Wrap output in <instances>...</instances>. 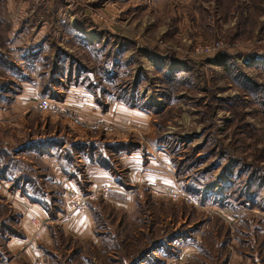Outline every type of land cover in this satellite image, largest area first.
Segmentation results:
<instances>
[{"label": "rangeland", "instance_id": "obj_1", "mask_svg": "<svg viewBox=\"0 0 264 264\" xmlns=\"http://www.w3.org/2000/svg\"><path fill=\"white\" fill-rule=\"evenodd\" d=\"M186 1L159 0L153 4L147 0H128L119 3L122 4V14L109 12L105 8L107 21H116V28L137 32L139 37V40H133L136 45L132 44L121 56L122 66L117 71L122 72L123 82H119L117 91L135 81V73L140 70L136 85L133 82L136 91L141 95L139 99L142 96L146 100L151 97L163 99L161 93L165 91L164 85H168L163 82L165 75L161 69H169L168 63L164 64L166 61L163 56L176 60L182 73L191 75L193 85L184 83L177 86L179 90L176 92L171 91L173 96L169 97L170 104L161 112L153 111V115L143 109L144 113L138 119L139 129L123 131L111 123L100 121L93 124L103 125L101 130L94 129L96 132L89 135L98 141L114 142L127 138L132 133L133 136L128 137V140L138 145V148L130 153L138 151V157L141 156L138 161L142 165H153V160L157 161L154 173L159 184L155 185V189L160 191L176 181L181 186L176 178L174 161L182 162L187 151L191 152L195 147L198 148L197 158L205 156L198 171L215 164L216 168L211 173L214 177L221 175L223 151L251 166L248 170H241L240 166L234 165L233 174L222 180L220 195L212 188L215 186L216 189L218 183L207 180L201 190L209 191L208 195L212 194L213 198L210 196L203 204L199 200L198 205L183 200L174 201L148 191L155 201L145 204L146 191L135 192L133 186H130L132 189L128 188L130 190L125 188L115 192L110 189L108 195L100 192L96 199L89 201L96 203L102 200L111 208L121 210L127 217L135 214L140 203L142 212L138 222L133 223L131 218H127L132 228L128 227L126 230L136 238L126 242L131 244L128 250L132 253L141 251L139 247L150 243L147 236L155 235L159 239L163 236L167 238L178 231L187 233H181V239L166 245L171 255L162 258L159 254H150L145 258L146 262L139 264H264V240L261 239L263 232L260 235L254 232L259 220L264 219V0ZM60 2L61 0H56V4H61ZM112 2L113 0L107 5L113 7ZM28 7L30 15H34L29 17L28 26L37 25L36 9ZM217 43L220 45L219 49L209 54L201 51L205 46ZM70 49L72 56L84 63V66L91 65L88 53L77 46ZM223 53L228 58L230 68H224V65L217 62ZM131 56L132 64H125ZM107 87L113 88L112 85ZM109 100L107 98L105 101L109 103ZM62 106L66 109L70 107L72 118L41 111L38 103L35 104V111L30 118L17 111L4 114L0 130L5 126L2 120L11 119L6 122V126H12L8 129L10 136L16 137L15 142L7 144L14 146L19 144L18 141L24 140L22 138L25 136L28 139L33 136L48 137V133L63 130L60 122L54 126L59 119L74 125L90 124L97 120H89L90 112H77L69 104ZM78 117L82 123L77 122ZM62 124L68 127L66 122ZM20 129L22 138L19 136ZM159 137L171 139V149L160 146L157 143ZM4 140L0 133V142L7 145ZM140 151L143 152L141 155ZM161 160L169 162L174 172L172 170L171 174L167 173L161 167L164 164ZM123 161L120 160L117 165L120 170H124ZM37 164L46 165L42 160L37 161ZM259 169L260 171H256ZM192 172L193 169L190 173ZM157 173L163 175L159 176ZM238 173L242 175L239 177ZM122 175L125 181L130 180L127 171H123ZM250 177L252 181L257 178L260 182L247 185ZM259 185L263 187H258ZM0 191L5 193L1 188ZM135 193L136 196H133ZM223 196L226 197L225 200ZM120 203L122 206H116ZM109 211L110 209L103 211L104 219ZM121 217L117 215L106 219V227L100 228V231H111L113 235L119 231L118 238L122 239L125 232L121 233V228H118ZM100 239V245L97 246L94 242L82 244V252L92 258V264H104V258L99 254L97 257L95 252V248L102 245V238ZM71 244L77 249L74 243ZM55 248L58 259L66 255L67 250L64 247L56 245ZM123 255L120 254L119 259H125V264L134 256L128 255L127 259ZM69 264H77V261L73 259Z\"/></svg>", "mask_w": 264, "mask_h": 264}, {"label": "trees", "instance_id": "obj_2", "mask_svg": "<svg viewBox=\"0 0 264 264\" xmlns=\"http://www.w3.org/2000/svg\"><path fill=\"white\" fill-rule=\"evenodd\" d=\"M4 0H0V108L9 107L12 105L16 97L21 93V85L24 82H34L32 78V72L34 71L33 64L41 63L45 71L48 73L42 74L41 83V95L50 99L60 100L62 96L57 93L55 87L62 86L63 84L68 88L69 86H80L84 87L88 92L93 94L96 102L106 110L110 105L116 102H122L131 107L142 108L153 113L161 112L163 109L170 104L169 97L173 96L172 93L179 90L177 86L181 84L193 85L191 80V75L189 73H182L179 66L176 65V60L167 59L163 56V60L166 61L164 64L168 63L169 69L161 71L165 75L164 85L165 91H162L161 95L163 99H157L151 97V99L146 100L145 96L139 99V93L136 91L134 84L136 85L138 79V72L135 73V81L125 85L122 90L117 91L118 84L122 79V72L117 71L122 66L121 56L124 51L130 49L135 41L128 40L126 37L120 35H115L108 31H101L99 33V38L94 40L88 38L83 31L79 28H75L69 20L64 21L61 24V34L68 37L67 44L70 47L77 46L79 49L83 50L91 58V65L84 66L80 60L77 58L74 60L70 59L68 67V76L63 82L62 78L67 71L66 62L71 58V52L56 47L54 49L55 62L49 63L50 53L45 55L47 60L41 59L42 53H45L49 48H45L42 51L32 53L30 48L20 47L18 49L20 53V58L31 64L27 65L24 69L15 63V57L11 54L8 46L7 33L10 30V24L6 20L5 16V5ZM84 20V19H83ZM152 55H155L153 52ZM60 59V61H58ZM228 58L223 53L217 59V62L224 65V68L231 67L230 63L228 65ZM76 62V75H72L73 65ZM132 64V56L125 63ZM163 64V63H160ZM60 70L58 73L57 70ZM71 72V73H70ZM46 76H48L46 78ZM60 77V78H59ZM64 78V77H63ZM123 80L121 81V83ZM63 83V84H62ZM242 84V82H241ZM63 85V86H64ZM107 85H112L113 88H108ZM181 87V86H180ZM167 90H170L167 92ZM172 91V93H171ZM165 92V93H164ZM110 98L109 103L105 100ZM9 133L8 129L0 130V133ZM64 133H66L64 131ZM67 134V133H66ZM59 135L56 132L52 134H47L48 137L43 136L36 142H26L22 140L19 144L5 145L0 142V182L6 181L10 183V190L16 191L20 190L21 193L28 197V199L33 203H38L50 214L52 219L58 216L59 212L63 211L62 203V190L50 188L48 182L53 181L52 175L48 174V168L44 164H37L40 162L41 156L44 154H53L52 151L56 150V155L60 158V165L64 174L71 180H77L82 188L87 185V176L85 170L87 168L98 167L104 170H110L112 173L118 174V182L123 184L124 177L122 176V170L118 169V157L125 153H130L136 150L138 145L132 143V141H112V142H102L96 140L93 136L89 135L86 138H76V136L70 133ZM171 139L159 137L157 143L170 148ZM137 144V143H136ZM63 148L62 152L61 149ZM198 148L195 147L192 151H187L185 158L182 162L174 161L176 167V178L181 184V186L190 194H192L200 203L209 198L212 194L208 195L209 191L203 192L201 190L202 185L209 179L215 180L218 183L216 189L215 186L212 187L213 190L220 195L222 194V180L225 177L233 174L234 165L240 166L241 170H248L251 165L243 163L237 159H234L227 155V152L223 151L221 153V159L224 160L221 175L214 177L211 175L213 170L216 168L215 164L211 167H207L202 171H198V166H201L205 160V156L197 158ZM176 153V152H175ZM34 160V161H33ZM32 161V162H31ZM220 162V161H219ZM223 162V161H221ZM194 170V172L190 173ZM188 171V172H187ZM256 171H260L256 170ZM242 171H239V173ZM238 173V174H239ZM242 175L239 174V177ZM255 177L256 175L253 174ZM86 177V178H85ZM247 179V185L251 182L259 183L260 180L255 178ZM184 181V182H183ZM212 184V183H211ZM126 186V185H124ZM258 187H263L259 185ZM212 190V191H213ZM248 190V187H247ZM145 204L155 201L145 190ZM211 191V192H212ZM205 197V198H204ZM226 197L223 196L225 200ZM218 199V198H216ZM214 199V200H216ZM162 203L159 199L157 200ZM219 201V200H218ZM139 202V201H138ZM169 202V201H168ZM88 207L93 213L96 227L95 233L98 237L102 238V245L95 248V252L104 258V264H125L126 260L123 258L119 259V255H123L128 259V255H134L128 260L127 264H139V262H146V257L150 254H159L162 258L169 256L172 253L166 249V245H171L178 239H181V233L187 234L186 232H176L168 235L167 238H155L148 237L150 243L146 244L144 247L141 246L138 249L141 251L130 252L128 249L131 247L130 243H126L127 240L136 239L134 234L127 231L128 227L132 228V225L127 222V218H131L133 223H137L139 220V215L142 210L139 208L140 203H138L135 214L127 215L123 214L121 210L117 211L111 208L108 204H105L102 200L98 202H88ZM194 209L193 207H190ZM110 209L109 214L107 213L106 219H112L117 215L122 216L121 224L118 228H121V233L124 231L122 239L118 238V233L112 234L111 231H100V228L106 227L103 211L106 212ZM264 209V207H263ZM20 222V215L15 212L13 207L7 203L4 197L0 194V262L2 264H8L9 257L4 255L6 250V243L11 236L17 234L18 225ZM193 231V229H192ZM254 232L260 235L263 232L264 240V219L259 220V224L254 229ZM52 236L55 239L56 245L60 248L61 246L67 250L65 256L58 259L55 253L47 248L46 252L49 257V264H69L73 259L77 261V264H92V258L82 252L83 246L78 241L69 235L64 233V230L60 226L52 227ZM157 240V241H155ZM125 241V245H124ZM74 243L77 249L71 244ZM65 251V250H64ZM113 257V258H111ZM145 259V261H144ZM148 262V261H147ZM20 264H26L24 261Z\"/></svg>", "mask_w": 264, "mask_h": 264}, {"label": "crops", "instance_id": "obj_3", "mask_svg": "<svg viewBox=\"0 0 264 264\" xmlns=\"http://www.w3.org/2000/svg\"><path fill=\"white\" fill-rule=\"evenodd\" d=\"M110 1L111 0H61V4H56V0H18V2H16L15 0H4L5 16L7 22L10 24V30L7 33V48L15 57V63L21 66L22 69H24L27 65H31L20 58V53L18 51L20 47L30 48L32 50V53L42 51L44 48L46 51V48H49L45 53H42L41 59L48 61L46 58L47 56L45 55L50 53L49 63H52V65L55 62L54 49H56V47H60L61 49L72 52L70 46L67 44L68 37L61 34V24L66 20H69L75 28H79L81 31H83L88 38L94 40L99 38V33L101 31H108L115 35H120L131 40H139L137 32L116 28L118 25L116 21L114 22L112 20H106V23L109 24H106L104 21H99L97 17L98 12L103 13L105 17L107 16L105 13V8L109 12H121L122 4L119 3L126 2L128 0H113V2L111 3L113 4V7L107 5ZM147 1L155 4L159 0ZM92 4L94 6H91ZM28 6H31L33 10L36 9L37 15L35 16L36 18H38L37 25L28 26V20L32 16H34L30 15V13L27 11L28 9L30 10ZM90 34H92V37L90 36ZM70 59L75 61L76 57H73L71 54V58H69L66 62V67L69 64ZM58 61H60V59H58ZM74 63L75 64L73 65V68H70L72 70L71 72L73 76H75L77 73L75 68L76 62ZM31 66H33L34 68V71L32 72V78L35 81L32 83H22L21 93L16 97L14 103L9 107L0 108V122L4 114L15 111L19 112L20 115H24V117L26 116L30 118L31 113L35 111V104H39L42 98H47L41 95L42 86L40 81L42 80V74L48 73L51 70H47L44 72V69L42 67L43 65L41 63H35ZM66 69L67 71L63 76L64 78L59 77L61 80H63V82H65V80L67 79V76L69 74L68 71H70L68 70V67ZM57 71L58 73L60 72L59 69ZM47 77L48 76H46V78ZM63 85L59 86L58 88L55 87L57 93L60 94L62 98L60 100L51 99L52 102L56 103L60 108L63 109L66 108L62 105L69 104L77 112L81 110L83 113L90 112L89 120H97L96 122H90V124H81V126L78 124L74 125L73 123L70 124L67 120L59 119L55 121L54 126L56 127L57 123L60 122L64 128L60 131L55 130L52 134H54L55 132L59 135L70 133L71 135L76 136V138H86L89 133L92 134L96 132L93 131L94 129L101 130L100 127L103 125L93 124L100 123V121L101 123H111L112 125H115L123 131L135 130L140 128L138 119L140 117V114L144 113L142 108L131 107L122 102H116L115 104L110 105L106 110H104L96 102L93 94L88 92L84 87L71 85L66 88V86ZM69 108L67 107V110L70 111ZM145 111L153 114L148 110ZM78 119L79 121L77 122L82 123L79 117ZM10 121L11 119H8V121L7 118L3 119L2 124L5 123V126H3L2 129H10L12 127L11 125L6 126V122ZM64 122L68 124V127L62 124ZM26 131L27 130L25 128L24 132ZM64 131L66 133H64ZM2 135L5 138L4 143L6 144H10L11 142L16 141V137L14 135L10 136V134H4V132H2ZM19 136L22 138L21 129L19 131ZM19 136L17 135V137ZM131 136H133L132 133L128 135V137ZM128 137L120 138L117 141H127ZM26 138L27 136L22 139L26 140ZM41 138H43V136H33L26 140V142L37 143V141ZM62 150L63 148L61 149V152ZM55 152L56 150H53V154L42 155L41 160L45 162V166L48 168V174L53 176V181L48 182V186L50 188L62 190L63 211L59 212L56 218L52 219L50 214L42 207V205L31 202L27 196L21 193L20 190H16L13 192L10 190V184L0 182V188L5 192L3 193L2 191H0L2 192L1 195L4 197L5 201L13 207L15 212L20 215L17 234L10 237V239L6 243L7 251H4V255L10 258L8 264H20L22 263V261H24L26 264H49V257L47 255L46 249L48 248L51 253H55V251L57 250L55 248V239L52 236V227L56 225L60 226L64 230V233L66 235H69L74 239H78L81 244L94 242L96 246L100 245L99 240L101 239L95 233L96 223L93 213L88 205L81 210H72L73 200L71 195L73 192L93 190L96 187L104 186L103 184L110 187L112 192L124 190L125 188L132 189L130 186H133V190H135V192H140L142 190L151 192V190L155 188V185L159 184L155 180L156 173H154V166L157 161L153 160V165H149L147 163L142 165L141 163H139L140 161H138L141 158V156L138 157L139 152L134 151L133 153H125L118 157V162L120 160H124V170H122L128 172L130 178L129 181H125L124 178L122 182L123 184H120V182H118L117 180V178L119 177L118 174L116 176L115 173H112L110 170L92 167L85 170L87 176V185L85 188H82L76 179L71 180L64 174L60 165V158L56 155ZM140 152L141 155L143 152ZM133 159L136 160L134 161ZM157 159L159 160V158ZM161 162L164 163L161 167H164L168 171L167 173L171 174L172 170L174 172V168L171 167L169 162H164L163 160H161ZM125 164L127 165V167L125 166ZM157 174L159 176L163 175L160 173ZM163 179L164 178H162V180ZM178 185L179 184L176 181V183L170 184L167 187ZM108 194L109 193H104L103 195ZM133 196H136V193ZM116 206H122V203ZM133 209L134 207L132 208V210ZM33 219L40 224L39 228L34 226V224L32 223ZM0 264L2 263L0 262Z\"/></svg>", "mask_w": 264, "mask_h": 264}, {"label": "built area", "instance_id": "obj_4", "mask_svg": "<svg viewBox=\"0 0 264 264\" xmlns=\"http://www.w3.org/2000/svg\"><path fill=\"white\" fill-rule=\"evenodd\" d=\"M97 17L99 19L100 22L104 21L106 22V18L103 15V13L98 12L97 13ZM220 45L219 43L214 44V45H208L205 46L204 48H202V52L204 53H211L216 49H219ZM198 51V49H197ZM38 107L41 111H45V112H50L52 114L58 115V116H62V117H67V118H72V112L68 111L67 109H63L60 108L56 103H53L51 99L49 98H42L38 104ZM77 121H79V119H76ZM105 130V128H104ZM110 187L104 185L101 187H97L96 190H89V191H84V192H73L72 193V200H73V204H72V210H81L84 209L89 200H94L97 198V194L98 193H108L110 192ZM152 193L156 194V195H162L164 197L170 198L174 201H186L187 203H192L194 205H198V201L197 199L191 195L190 193H188L182 186L178 185V186H170V187H166V189L164 191H160V190H156L155 188L151 190ZM32 223L34 224L35 227L39 228L40 224L36 221V220H32ZM48 264V263H45Z\"/></svg>", "mask_w": 264, "mask_h": 264}]
</instances>
